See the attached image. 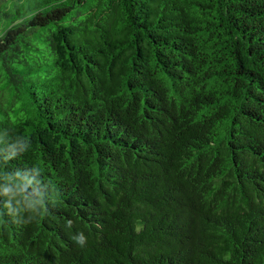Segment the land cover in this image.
<instances>
[{"label": "trees", "instance_id": "16d2710c", "mask_svg": "<svg viewBox=\"0 0 264 264\" xmlns=\"http://www.w3.org/2000/svg\"><path fill=\"white\" fill-rule=\"evenodd\" d=\"M0 264H264V0H0Z\"/></svg>", "mask_w": 264, "mask_h": 264}]
</instances>
